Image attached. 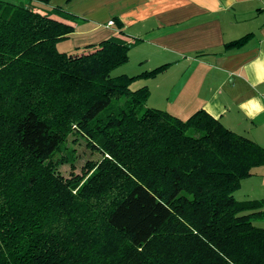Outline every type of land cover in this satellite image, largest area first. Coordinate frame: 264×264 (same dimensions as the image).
<instances>
[{
    "label": "trees",
    "instance_id": "trees-1",
    "mask_svg": "<svg viewBox=\"0 0 264 264\" xmlns=\"http://www.w3.org/2000/svg\"><path fill=\"white\" fill-rule=\"evenodd\" d=\"M74 30L0 0V264H264V200L235 197L264 148L204 110L148 108L131 86L167 65L113 76L130 46L60 52ZM73 135L101 160L65 178Z\"/></svg>",
    "mask_w": 264,
    "mask_h": 264
},
{
    "label": "crops",
    "instance_id": "crops-1",
    "mask_svg": "<svg viewBox=\"0 0 264 264\" xmlns=\"http://www.w3.org/2000/svg\"><path fill=\"white\" fill-rule=\"evenodd\" d=\"M25 7L74 26L58 43L67 44V53L117 38L130 46L119 74L167 65L157 77L135 83L149 88L148 108L183 120L204 110L264 148V0H52ZM247 35L252 38L244 48L225 51ZM240 191L247 200H264V167L243 180Z\"/></svg>",
    "mask_w": 264,
    "mask_h": 264
},
{
    "label": "rangeland",
    "instance_id": "rangeland-1",
    "mask_svg": "<svg viewBox=\"0 0 264 264\" xmlns=\"http://www.w3.org/2000/svg\"><path fill=\"white\" fill-rule=\"evenodd\" d=\"M1 1L16 5V6H28L29 5V1H27V0H1ZM64 45H67V44L57 45V49L60 52L67 53ZM74 52L75 51H69L68 54H72ZM133 59L134 58H132L131 64L129 66H127V70L130 72V74H133V73H131V72H133V68H134ZM119 69H117L113 73V76L119 75V71H120ZM129 76H136V75H129ZM135 83L136 82H134L131 86L132 90H137V89L145 86V85H141V84L136 85ZM61 158L67 159V160L68 159L72 160V161H68L67 163H65L63 165H60V167H59L60 173L65 178H70L71 173L81 175L82 169L87 164V162H89V161L97 162V161L101 160V156L99 153L93 152L91 149H89L87 147L86 140L84 138L77 137L75 135L71 136L68 139L67 148L64 151V153L57 155L55 159L59 160ZM235 197L237 200H240V201H246L247 200V199H245V197L242 196V191L237 192ZM255 224L257 226L264 228V221L263 222L256 221Z\"/></svg>",
    "mask_w": 264,
    "mask_h": 264
},
{
    "label": "built area",
    "instance_id": "built-area-1",
    "mask_svg": "<svg viewBox=\"0 0 264 264\" xmlns=\"http://www.w3.org/2000/svg\"><path fill=\"white\" fill-rule=\"evenodd\" d=\"M109 25H110V26L114 25V22H110Z\"/></svg>",
    "mask_w": 264,
    "mask_h": 264
}]
</instances>
